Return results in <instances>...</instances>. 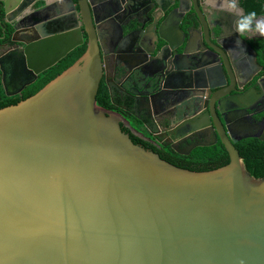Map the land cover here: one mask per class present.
Wrapping results in <instances>:
<instances>
[{"label":"water","instance_id":"1","mask_svg":"<svg viewBox=\"0 0 264 264\" xmlns=\"http://www.w3.org/2000/svg\"><path fill=\"white\" fill-rule=\"evenodd\" d=\"M93 1L38 0L37 21L54 12L51 30L39 23L36 41L14 37L24 46L18 56L7 54L37 76L86 36L71 66L32 96L0 108V264H264V178L247 171L230 127L226 134L219 119L207 120L228 162L192 171L135 144L121 130L122 117L97 105L98 35L102 30L110 39L106 24L116 19L97 18ZM153 2L179 15L180 30L187 12L181 1ZM13 4L18 0H0L5 14ZM117 51L124 64L126 52ZM224 63L226 75L222 66L211 69V79L223 83L210 89L233 85Z\"/></svg>","mask_w":264,"mask_h":264},{"label":"flooded vegetation","instance_id":"2","mask_svg":"<svg viewBox=\"0 0 264 264\" xmlns=\"http://www.w3.org/2000/svg\"><path fill=\"white\" fill-rule=\"evenodd\" d=\"M180 1L187 11L180 30L175 27L179 15H168L153 0L93 1L97 18L112 15L116 19L106 24L111 29L110 39L102 30L98 35L103 67L100 83L107 86L113 105L100 107L120 115L121 130L134 143L167 162L190 161L197 149L222 145L207 120L212 123L219 119L226 134L230 127L237 136L234 146L246 139L264 141L260 139L264 138V37L238 33V16L226 9V0ZM37 2L18 0V5L8 7V14L0 6V103L23 100L28 88L46 71L36 76L25 62L7 57L10 52L18 56L24 46L14 37H27L32 43L40 36L38 24L53 18L51 9L47 17L37 21L34 9L42 4ZM200 5L202 11L198 10ZM237 8L242 15L255 12L257 19H264V0H237ZM46 25V31L51 30L52 24ZM215 25H221L222 31ZM159 35L170 43L159 39ZM189 38L188 54L183 55ZM137 41L140 46L135 44ZM118 47L126 52L124 64L119 61L124 54L117 51ZM214 54L220 55L216 62ZM226 54L228 60L221 56ZM224 61L229 65L233 85L210 89L213 84L223 83L222 79L212 80L210 73L212 68L222 66L226 75ZM239 97L246 100L238 101ZM216 102H220L221 113ZM217 155L216 161L227 159Z\"/></svg>","mask_w":264,"mask_h":264},{"label":"trees","instance_id":"3","mask_svg":"<svg viewBox=\"0 0 264 264\" xmlns=\"http://www.w3.org/2000/svg\"><path fill=\"white\" fill-rule=\"evenodd\" d=\"M86 47V36H84V43L81 46L74 48L64 58L58 61L54 66L43 72L39 79L28 88L23 98H27L35 94L46 83L60 74L63 70L71 66L84 52ZM96 103L98 106L105 108H112L110 93L106 85L100 83L99 89L96 95ZM15 104V103H12ZM11 105L10 102L0 103V108ZM136 144V143H135ZM235 148L242 159V162L247 171L255 178H264V141L257 139H246L241 144H236ZM206 151V152H204ZM220 153L227 157L224 161L218 160V155L215 152ZM204 152V153H203ZM218 162V163H217ZM228 162L227 153L222 145L212 149H197L190 157V161L175 162L169 161V163L189 169L192 171H206L225 165ZM214 163V164H211Z\"/></svg>","mask_w":264,"mask_h":264},{"label":"clouds","instance_id":"4","mask_svg":"<svg viewBox=\"0 0 264 264\" xmlns=\"http://www.w3.org/2000/svg\"><path fill=\"white\" fill-rule=\"evenodd\" d=\"M226 9L238 16L235 29L238 33L264 37V19H257L255 12H250L247 15L240 14L237 0H226Z\"/></svg>","mask_w":264,"mask_h":264}]
</instances>
